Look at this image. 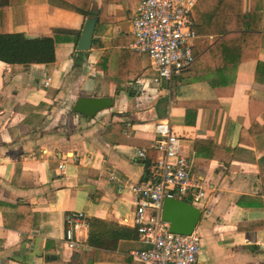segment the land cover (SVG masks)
I'll use <instances>...</instances> for the list:
<instances>
[{"label": "crops", "instance_id": "crops-1", "mask_svg": "<svg viewBox=\"0 0 264 264\" xmlns=\"http://www.w3.org/2000/svg\"><path fill=\"white\" fill-rule=\"evenodd\" d=\"M101 1L22 0L10 9V33L58 40L51 70L0 61V264H140L134 252L148 244L140 238L115 242L112 232L117 226L134 228L129 188L153 179L159 121L169 122L191 174L206 189L194 230L201 239L198 264H264V12L253 22L260 23L262 40L235 47L251 54L261 43L256 58L237 66L234 93L216 103L196 76L172 95L171 83H149V93L139 95L135 82L154 72L148 58L137 53L134 67L147 74L132 82L98 70L101 50L118 48L117 41L133 51L130 22L140 2L111 0L98 31ZM238 9L236 0L196 1L191 18L197 59L213 44V31L236 25L239 18L230 10ZM249 9L250 0H243L242 12ZM94 10L91 48L79 52L74 40ZM113 61L104 63L113 67ZM202 61L192 64L198 78L209 65L199 66ZM79 97H109L112 103L87 118L72 111ZM195 139L212 146L197 154ZM227 149L233 150L228 164ZM72 212L115 224L96 230L106 248L86 245L87 225L76 233L83 247L66 246L64 216Z\"/></svg>", "mask_w": 264, "mask_h": 264}, {"label": "built area", "instance_id": "built-area-1", "mask_svg": "<svg viewBox=\"0 0 264 264\" xmlns=\"http://www.w3.org/2000/svg\"><path fill=\"white\" fill-rule=\"evenodd\" d=\"M197 0H140L130 22L133 41L131 50L148 58L153 76L135 82L136 91L149 93L147 84L162 86L189 68L197 59L191 12ZM155 151L160 158L154 162L152 181L141 182L129 188L134 205L132 226L140 240L148 244L134 252L140 264H198L201 249L200 236L193 231L178 235L169 231L167 222L161 220L164 199H180L198 207L206 197V189L190 171L181 142L171 134L168 121L155 124ZM138 158L146 154L138 151ZM63 170V166H61ZM113 179V175L109 176ZM127 222V221H125ZM64 242L71 250L83 246L76 239L77 230L87 225L81 213L64 216Z\"/></svg>", "mask_w": 264, "mask_h": 264}, {"label": "trees", "instance_id": "trees-1", "mask_svg": "<svg viewBox=\"0 0 264 264\" xmlns=\"http://www.w3.org/2000/svg\"><path fill=\"white\" fill-rule=\"evenodd\" d=\"M117 1V0H116ZM115 0L114 2L117 3ZM239 5V9L230 10V12L236 15L239 20L235 26H230L220 31H213L217 36L214 39L213 44L207 48L197 60H203L201 64L206 66V71L203 76L197 77L196 68H192V65L183 71L180 75L174 77L171 81V95L176 85H184L185 82H189L190 76L194 77V81H204L210 88L214 100L218 102L219 97H228L234 93L235 83V71L237 66L247 60L255 59L261 43H257L254 46L251 54L246 51H241L236 45L239 43L247 44L253 42V40H262L261 26L253 25L256 19L260 20L263 17L264 12V0H250V9L247 13L242 12L243 0H236ZM22 0H0V61L9 65H19L23 69H26L31 64H43L47 70H51L55 61L54 48L58 38H36L24 33H10L9 32V21H10V9L14 5H18ZM111 0H102L100 5L99 14L97 15V30L100 31V25L106 22L108 19L106 15V9L108 3ZM104 20V21H103ZM212 32V31H211ZM132 40V39H131ZM129 40L130 42H132ZM78 38L74 40V46H76ZM127 42L128 45L130 42ZM119 47L113 50H101L100 56L96 63V68L102 70L110 76L118 77L122 80L134 81L137 77L142 74H147L143 69L138 66L134 67L133 59L136 58V53L129 52L126 49L120 48V42L117 41ZM240 44L239 46H241ZM93 45L99 48L96 40L93 41ZM117 45V46H118ZM134 57V58H133ZM113 58L112 62L114 66H110L108 63H104L105 60ZM195 60V61H196ZM80 61V60H79ZM131 73L133 76L128 77ZM212 109H210V121L212 120ZM209 121V125H210ZM120 129V128H119ZM194 149L197 154H202V150L212 146L211 142L204 139H195ZM215 149L222 147H215ZM233 150L227 149L229 157L224 160L228 164ZM219 161H222L218 159ZM115 224L104 223L95 218H87V239L86 245L91 248H106L101 242L100 235L96 230L104 229L105 227L114 228ZM114 235V241L120 238H139L137 230L135 228H124L117 226V233L112 232Z\"/></svg>", "mask_w": 264, "mask_h": 264}, {"label": "water", "instance_id": "water-1", "mask_svg": "<svg viewBox=\"0 0 264 264\" xmlns=\"http://www.w3.org/2000/svg\"><path fill=\"white\" fill-rule=\"evenodd\" d=\"M91 13L93 16L85 20L76 45V50L79 52L89 51L92 45V37L96 26L95 15L97 12L94 10ZM111 103L112 99L109 97H79L75 101L72 111L91 118L97 112L109 108ZM201 215V210L191 205L188 201L164 199L162 202L160 217L161 220L168 223V229L171 233L189 235L195 230Z\"/></svg>", "mask_w": 264, "mask_h": 264}, {"label": "rangeland", "instance_id": "rangeland-1", "mask_svg": "<svg viewBox=\"0 0 264 264\" xmlns=\"http://www.w3.org/2000/svg\"><path fill=\"white\" fill-rule=\"evenodd\" d=\"M176 86H177V85H176ZM176 86H175V87H176ZM175 87H174V89H175ZM174 89H173V90H174Z\"/></svg>", "mask_w": 264, "mask_h": 264}]
</instances>
